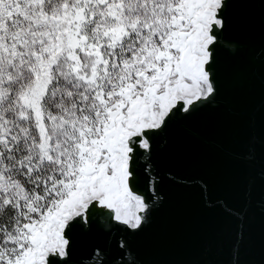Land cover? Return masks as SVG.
<instances>
[{
	"label": "snow or ice",
	"instance_id": "snow-or-ice-1",
	"mask_svg": "<svg viewBox=\"0 0 264 264\" xmlns=\"http://www.w3.org/2000/svg\"><path fill=\"white\" fill-rule=\"evenodd\" d=\"M233 5L264 35V0H0V264H139L126 237L161 200L160 141L234 114L253 76L264 92V39ZM95 232L108 245L77 258Z\"/></svg>",
	"mask_w": 264,
	"mask_h": 264
},
{
	"label": "water",
	"instance_id": "water-1",
	"mask_svg": "<svg viewBox=\"0 0 264 264\" xmlns=\"http://www.w3.org/2000/svg\"><path fill=\"white\" fill-rule=\"evenodd\" d=\"M232 7L241 33L259 44L264 35L257 6ZM233 103L234 114L207 112L160 141L161 200L142 230L126 237V258L139 264H231L233 246L243 233L240 264H264V92L258 76ZM253 137L255 158L247 160ZM217 201L232 214L211 206ZM108 239L93 233L77 258L97 245L107 246ZM119 257L113 242L109 259Z\"/></svg>",
	"mask_w": 264,
	"mask_h": 264
}]
</instances>
